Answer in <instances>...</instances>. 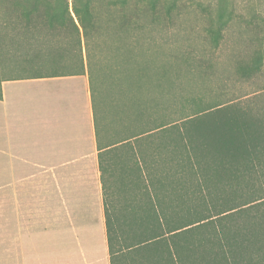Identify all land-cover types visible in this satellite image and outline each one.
<instances>
[{
	"label": "trees",
	"instance_id": "obj_1",
	"mask_svg": "<svg viewBox=\"0 0 264 264\" xmlns=\"http://www.w3.org/2000/svg\"><path fill=\"white\" fill-rule=\"evenodd\" d=\"M238 17L234 0H217L207 12L203 30L213 48ZM168 22L165 0H0V70L30 72L12 78L87 70L94 105L99 71L111 70L121 49L124 71L133 72L129 84H149V96L132 101L138 121L152 112L147 129L104 144L95 119L110 264H263L250 251L264 230L242 228L239 220L264 204V192L245 199L236 179L241 162L252 157L264 178V82L198 104L184 77L208 80L215 62L172 49ZM244 31L254 34L255 48L246 57L234 52L235 80L257 76L264 66V20L251 15ZM102 32L109 39L96 56ZM220 81L219 93L226 79Z\"/></svg>",
	"mask_w": 264,
	"mask_h": 264
},
{
	"label": "crops",
	"instance_id": "obj_2",
	"mask_svg": "<svg viewBox=\"0 0 264 264\" xmlns=\"http://www.w3.org/2000/svg\"><path fill=\"white\" fill-rule=\"evenodd\" d=\"M0 88L1 203L47 212L50 232L24 240L17 264H110L87 70Z\"/></svg>",
	"mask_w": 264,
	"mask_h": 264
},
{
	"label": "rangeland",
	"instance_id": "obj_3",
	"mask_svg": "<svg viewBox=\"0 0 264 264\" xmlns=\"http://www.w3.org/2000/svg\"><path fill=\"white\" fill-rule=\"evenodd\" d=\"M165 2L169 16L166 32L172 42V49L175 48L182 52L191 50L198 56L208 55L215 62L216 73L211 75L208 80H203L200 77L194 79L184 77L185 83L188 84V96H196L197 103L204 105L218 98L251 92L260 87L264 82V66L261 74L257 76L247 80H235L232 78L234 73L232 56L234 52H241L246 57L255 48L249 39V36L254 34L245 31L240 33V31L241 26L251 15H255L261 22L264 20V0H234L239 19L229 24L225 38L217 48L211 46L203 30V20L208 11H214L217 0H165ZM108 39V36L103 32L96 37L94 44L96 56L100 55V48L105 46ZM165 49H169V47L164 46L163 50ZM110 59L112 58L110 57ZM123 63V53L121 49H118L113 68L111 70L102 68L99 71L102 83L94 97L93 108L97 124L99 121L101 123L100 133L104 144H111L152 125V112L148 111L145 118L138 121L134 116L132 106L134 98L149 96V84H142L140 89H135L132 84L131 86L129 83L133 72L124 71L125 63ZM29 74L30 72L19 68L3 69L0 70V81L5 78L25 77ZM220 79H226V82L222 87L223 91L219 93ZM251 98L255 97L251 96ZM254 104H261V100L256 99ZM237 172L238 179L236 180L243 184V189L240 192H243L245 199L258 198L259 194L264 192V178L261 176L258 158L252 157L243 160ZM3 207L0 198V264H17V249L25 247L24 240L33 237L48 240L50 235L48 213H16L11 211L12 206ZM263 210V203L251 206L248 215L239 220L240 226L245 228V225L249 223L251 230L263 231L264 220L260 221L263 217ZM252 242L250 255L253 259L262 261L264 264V237H260V241Z\"/></svg>",
	"mask_w": 264,
	"mask_h": 264
}]
</instances>
